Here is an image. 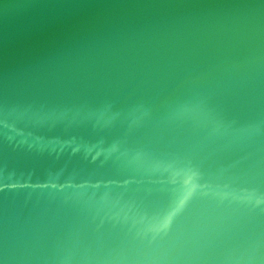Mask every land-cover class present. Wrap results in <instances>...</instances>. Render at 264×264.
Returning <instances> with one entry per match:
<instances>
[{"label": "water", "instance_id": "95a60500", "mask_svg": "<svg viewBox=\"0 0 264 264\" xmlns=\"http://www.w3.org/2000/svg\"><path fill=\"white\" fill-rule=\"evenodd\" d=\"M0 264H264V0H0Z\"/></svg>", "mask_w": 264, "mask_h": 264}]
</instances>
